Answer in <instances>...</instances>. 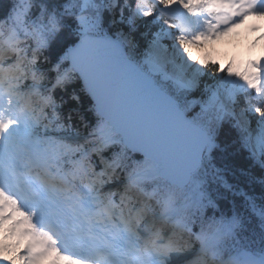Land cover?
Segmentation results:
<instances>
[{
	"label": "snow or ice",
	"instance_id": "6c2138e0",
	"mask_svg": "<svg viewBox=\"0 0 264 264\" xmlns=\"http://www.w3.org/2000/svg\"><path fill=\"white\" fill-rule=\"evenodd\" d=\"M250 17L264 0L0 2V264H264L236 163L264 171V56L193 52Z\"/></svg>",
	"mask_w": 264,
	"mask_h": 264
},
{
	"label": "rangeland",
	"instance_id": "374dc122",
	"mask_svg": "<svg viewBox=\"0 0 264 264\" xmlns=\"http://www.w3.org/2000/svg\"><path fill=\"white\" fill-rule=\"evenodd\" d=\"M264 23V22H263ZM264 28V27H263ZM249 29H246L242 31L238 36L237 35H227L222 36L219 39L210 42L205 46V48H211L214 49L216 47H220L228 52H232L235 49L242 46L243 51H249L250 54H254L257 52H263L264 53V40H261L257 32L250 35H247ZM203 49H193V52L195 55L201 56V52ZM244 61L245 59L242 58Z\"/></svg>",
	"mask_w": 264,
	"mask_h": 264
},
{
	"label": "trees",
	"instance_id": "16d2710c",
	"mask_svg": "<svg viewBox=\"0 0 264 264\" xmlns=\"http://www.w3.org/2000/svg\"><path fill=\"white\" fill-rule=\"evenodd\" d=\"M0 2L10 3L9 0H0ZM236 163H237V165L239 167H243L247 171H249L251 173V176L254 179H257V178L264 179V171H262L258 166L250 167L248 162L245 161L243 158H239L236 161ZM254 186H255V192L251 191L249 183H246V184L242 185V187H244L245 191H247L250 195H252V196H254V197L258 198V199L261 196H264V188L262 187V185H258V184L255 183ZM223 202H225V201H223ZM225 203H226V205H228V201H226Z\"/></svg>",
	"mask_w": 264,
	"mask_h": 264
},
{
	"label": "bare ground",
	"instance_id": "6f19581e",
	"mask_svg": "<svg viewBox=\"0 0 264 264\" xmlns=\"http://www.w3.org/2000/svg\"><path fill=\"white\" fill-rule=\"evenodd\" d=\"M263 35H264V32H263Z\"/></svg>",
	"mask_w": 264,
	"mask_h": 264
}]
</instances>
